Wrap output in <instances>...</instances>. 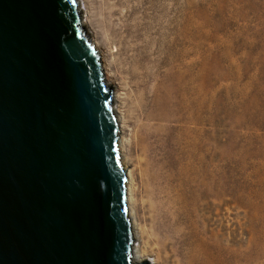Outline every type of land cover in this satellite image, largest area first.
<instances>
[{"label": "water", "instance_id": "water-1", "mask_svg": "<svg viewBox=\"0 0 264 264\" xmlns=\"http://www.w3.org/2000/svg\"><path fill=\"white\" fill-rule=\"evenodd\" d=\"M121 143L78 0H0V264H134Z\"/></svg>", "mask_w": 264, "mask_h": 264}, {"label": "rangeland", "instance_id": "rangeland-1", "mask_svg": "<svg viewBox=\"0 0 264 264\" xmlns=\"http://www.w3.org/2000/svg\"><path fill=\"white\" fill-rule=\"evenodd\" d=\"M79 3L82 25L128 115L124 135L139 127L124 71L131 45L143 46L169 80L190 67L201 88L198 105L182 122L170 123L176 130L160 152L164 169L181 179L188 207L197 167H207L214 178L215 207L206 212L216 234L210 264H264V0ZM180 125L192 131L188 145L176 143ZM140 158L135 146L129 158L133 206L138 222L147 225L151 186ZM136 245L157 262L151 245Z\"/></svg>", "mask_w": 264, "mask_h": 264}, {"label": "bare ground", "instance_id": "bare-ground-1", "mask_svg": "<svg viewBox=\"0 0 264 264\" xmlns=\"http://www.w3.org/2000/svg\"><path fill=\"white\" fill-rule=\"evenodd\" d=\"M95 48L97 49V46ZM143 48L138 44L131 45V54L124 70L131 86L133 108L139 120L137 133L134 131L132 135H124L128 115L120 108L122 98L116 86L115 92L113 91V109L121 132L120 153H124V167L129 174L128 201L132 229H135L136 241L151 245L157 256L156 262L135 245L132 251H135L137 256L133 263L210 264L216 234L210 231L207 225L206 212L215 207L214 178L207 167H197L192 187L193 207H188L181 179L167 174L165 163L163 164V158L160 156L164 145L168 146L170 134L173 133L174 128L170 123H180L184 113L196 110L200 84L190 67H186L182 74L169 80V72L162 75L157 63ZM104 70L107 73L104 72L106 84L111 86L112 75H109L106 65H103ZM176 135L179 136L176 139L177 144L182 142L181 144L188 145L192 142V131L187 126L180 125ZM138 138V142H134V139ZM135 146L141 153L139 160L151 186L147 225L138 222V214L136 215L133 206L134 171L129 164V158L132 157Z\"/></svg>", "mask_w": 264, "mask_h": 264}]
</instances>
